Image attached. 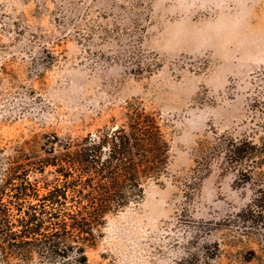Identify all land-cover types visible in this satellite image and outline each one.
<instances>
[{"label":"rangeland","instance_id":"1","mask_svg":"<svg viewBox=\"0 0 264 264\" xmlns=\"http://www.w3.org/2000/svg\"><path fill=\"white\" fill-rule=\"evenodd\" d=\"M135 113L167 163L87 264H264V0H0V149Z\"/></svg>","mask_w":264,"mask_h":264},{"label":"trees","instance_id":"2","mask_svg":"<svg viewBox=\"0 0 264 264\" xmlns=\"http://www.w3.org/2000/svg\"><path fill=\"white\" fill-rule=\"evenodd\" d=\"M167 150L154 119L140 113L96 134L35 133L10 153L0 149L2 264H33L35 256L38 264H64L68 257L70 264H87L86 248L106 215L142 196L144 182L167 163ZM46 168L56 174L53 183L35 176Z\"/></svg>","mask_w":264,"mask_h":264}]
</instances>
